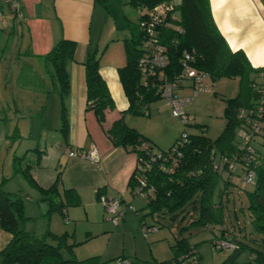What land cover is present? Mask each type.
Segmentation results:
<instances>
[{"label":"trees","instance_id":"1","mask_svg":"<svg viewBox=\"0 0 264 264\" xmlns=\"http://www.w3.org/2000/svg\"><path fill=\"white\" fill-rule=\"evenodd\" d=\"M95 1L106 9L108 8L106 0ZM161 3H169L174 10V14L166 18L172 27L159 32L160 43L164 46V52L169 60L168 66L160 70L161 77L171 80L179 75L183 68L184 51H194V58L189 62L190 65L204 73L211 81L231 78L237 79L239 83L237 95L225 99L223 110L225 126L220 135L211 140L203 133L188 134L187 142L180 148L179 163L171 173L165 171L162 159L154 158L151 161V156L142 149V143H147L151 149L156 148L147 138L128 127L124 122L126 113L134 116H149V106L161 99L156 89L143 84L149 79L141 76L137 67L139 58L147 52V49L142 47L144 32L139 27V22L145 18L146 12ZM128 4L140 11L138 24L130 23L129 36L123 39L125 65L118 68V76L129 101V107L126 111L118 112L117 117L107 123V113L114 111L115 107L106 83L99 74V58L92 53L83 62L87 109L94 112L98 123L113 146L122 147L137 155V165L129 180V186L133 193L138 176L144 175L147 184L155 191L153 198H146L151 214L166 210L172 214L171 220L175 221L177 217L175 213L182 214L186 212L187 207L196 209L199 206L198 222L200 224L220 221L222 223L223 220L220 217L222 202H215L214 196L220 179L225 174L224 165L220 170L212 171V160L221 157L235 158L236 161L227 174L240 178L245 171L243 155L239 150L238 131L241 128V121L237 119V112L240 108L249 106L256 98L252 84L260 79L259 76L264 72V68H253L242 50L232 51L228 47L212 19L209 0H180L179 3H172L168 0H129ZM176 27H179L181 31H177ZM75 49V42L62 38L42 56L45 71L57 83L61 95L68 88L65 63L73 59ZM185 86H187L186 83ZM6 138L18 139L19 135L15 130L11 136L8 135ZM256 139L257 137L254 141ZM258 144L264 147V142L258 141ZM252 146L255 150L256 161L250 166L254 182L251 185L252 190L247 193L248 211L252 229L260 237L253 239L255 246H250L238 235H229L225 229H221L218 235L219 240L223 239L234 245V248H217L219 251L230 250V254L221 264H241L239 257L246 250L254 264H264V154L260 153L254 145ZM171 149L172 146L167 150L159 149V151L163 154ZM24 159V156L13 157L12 173L22 176L29 186L41 195L40 200L48 204V214L57 212L65 217L64 210L70 204H75L71 202L77 199L76 193L66 190L65 198L61 200L57 187L59 176L50 187L46 189L40 187L30 174V166L23 164ZM148 163L150 167L145 170L144 166ZM224 181V185L228 184L227 179ZM24 218L21 195L3 191L0 182V228L11 235L8 245L0 252L2 264H103L99 257L81 261L74 258L72 252L74 245L67 244V238L70 237L67 233L56 236L46 231L42 237H36L25 232L18 225V220ZM243 237L247 235L243 234ZM48 239L54 241L55 244L49 243ZM215 241L217 239L213 240L214 244ZM63 249L69 251V257H63ZM172 251L174 257L171 260L155 261L150 264H200V256L195 252V246H190L184 240L177 241L172 246ZM118 260L127 261V264H145L135 257L119 256L114 259L115 262Z\"/></svg>","mask_w":264,"mask_h":264},{"label":"crops","instance_id":"2","mask_svg":"<svg viewBox=\"0 0 264 264\" xmlns=\"http://www.w3.org/2000/svg\"><path fill=\"white\" fill-rule=\"evenodd\" d=\"M17 1L21 18L0 0V122L8 121L10 125L6 136L17 131L18 147L36 141L34 148L24 147L21 156L28 158L30 174L40 187H50L59 176L60 199L64 200L66 190L76 193L77 199L71 202L75 204L65 208V216L80 218L84 213L88 221L105 225L101 222L103 207L97 196L102 194L121 198L123 203H131V199L133 202L129 180L137 165V155L113 146L94 112L87 109L83 62L92 53L99 58V74L115 107L107 113V123H110L118 112L129 107L118 68L125 65L123 39L129 36L130 21L124 29H118L117 19L108 14L132 9L140 16V11L129 5V0H106L107 9L95 0ZM168 1L179 3L180 0ZM209 5L212 19L228 47L232 51L242 50L253 68H264L262 1L209 0ZM125 19L130 18L125 16ZM62 38L75 42L76 49L73 59L65 63L68 88L61 95L57 83L45 71L42 56ZM24 69L29 71L28 75L24 74ZM26 75L29 76L27 81H21ZM27 99L35 105L38 115L33 131L28 123L21 122L24 123L21 133V123L17 120L20 116L9 109H15L19 115V101ZM162 106L168 108L166 103L158 105ZM150 115L149 106V116L126 113L124 122L154 145L157 142L148 126L155 118ZM92 149L97 151V161L79 156ZM69 152L75 156H69ZM130 194L132 198L128 197ZM126 214L127 211L123 227L130 218Z\"/></svg>","mask_w":264,"mask_h":264},{"label":"rangeland","instance_id":"3","mask_svg":"<svg viewBox=\"0 0 264 264\" xmlns=\"http://www.w3.org/2000/svg\"><path fill=\"white\" fill-rule=\"evenodd\" d=\"M264 4V0H261ZM109 13V12H108ZM117 19L118 29H124L125 25L138 24L139 12L114 11L108 14ZM134 15V16H133ZM125 16L130 18L128 21ZM133 16V19H132ZM29 71L24 69V74ZM23 76L21 81H27L29 76ZM257 79L256 82H260ZM207 89L200 91L193 96L190 88H183L179 91L182 96L192 97V101L184 107V114H187L189 125L186 127L188 134H202L207 138L214 140L222 132L225 126L223 110L225 99L233 98L237 95L239 83L237 79L221 78L211 81L208 77L204 80ZM32 102V101H31ZM28 99L19 101L17 107L19 115L15 109H9L11 113L20 116L18 122L25 121L30 125L31 131L38 115L35 105ZM164 105L165 100L160 99L150 105L152 118H155L148 126L156 142L153 146L156 149L167 150L173 145V142L179 137L184 126L178 118L171 114L170 108ZM6 113V110H2ZM21 112V113H20ZM15 118V117H14ZM16 119V118H15ZM30 121V124H29ZM27 125V124H26ZM10 125L8 121L0 122V182L1 189L5 192L20 194L23 199L24 219L18 220L19 228L36 237H42L46 231L61 236L68 232L73 233L72 237L67 238V243L74 245L72 252L77 260H85L91 257H99L103 264H115L114 259L119 256L126 258L135 257L145 264L153 262H164L174 257L172 246L179 240H184L190 246H195V252L200 256V264H221L230 254V250L223 249L219 251L213 240L219 241L218 235L221 229H225L229 235L235 234L250 246H255L253 239H258L251 225V217L248 211L247 193L252 190V186L238 181L235 175H228L230 167L224 166L222 179L215 190L214 201L222 202V212L220 222H207L200 224L199 206L196 209L186 208V212L177 214L176 220L172 221L170 212L160 211L151 214L147 207V199L134 194V200L131 203H123L121 210L127 211V225L122 226L124 214L117 226L106 220L103 210L101 225L99 221H88L83 213L80 218L62 216L57 212L48 214V204L40 200L41 195L19 174L12 173L13 157H21L23 148L31 146L34 148L36 141L31 140L22 147H18L20 138H5ZM24 129V123H21V133ZM20 133V132H19ZM12 133L10 134V136ZM253 144L256 149L264 154V147L259 146L257 137ZM28 163V158L24 159L23 164ZM228 184L224 185L225 181ZM219 196L221 198L219 199ZM132 198V195H128ZM133 207V211L131 210ZM133 217V219H132ZM218 218V217H217ZM220 220V218H218ZM153 228V231L147 233V237L142 234V226ZM247 235V237H243ZM69 235V234H68ZM11 239L9 232L0 228V252L3 251ZM223 240V239H221ZM227 243L226 240H223ZM49 243H54L48 239ZM229 243V242H228ZM55 244V243H54ZM217 246V245H216ZM63 257L70 256L68 250H62ZM241 264H254L249 252L243 251L239 257ZM0 264H2L0 256Z\"/></svg>","mask_w":264,"mask_h":264},{"label":"built area","instance_id":"4","mask_svg":"<svg viewBox=\"0 0 264 264\" xmlns=\"http://www.w3.org/2000/svg\"><path fill=\"white\" fill-rule=\"evenodd\" d=\"M2 2L17 18H21L20 6L17 0H2ZM173 14V7L169 3L158 4L152 10L146 12L145 18L139 22V27L144 32L142 47L146 48L147 52L139 58L137 63L141 76L150 80L144 81L143 84L156 89L160 93L161 99H164L166 105L170 108L172 116L178 118L184 126L183 131L173 143L172 149L167 153L162 154L159 150L151 149L147 143H142V149L147 155L151 156V161L154 158L162 159L165 171L168 173L173 172V169L178 165L181 158L180 148L187 142L188 138L186 127L189 125V119L187 114H184L183 109L192 101L193 96L207 89L203 85L207 76L193 68L189 63L194 58V51H184L183 68L179 75H176L171 80L161 77L162 73L160 70L168 66L169 60L166 52H164V46L160 43L159 32L165 28L172 27V24L166 18ZM175 29L179 32L181 31L179 27ZM259 77L261 81L252 84V90L255 92L256 98L249 106L240 108L237 112V119L241 121V128L238 131L239 150L241 155H243L242 160L245 167V171L238 178V181L249 185L254 182L253 173L250 169V166L256 161L255 150L252 146L255 143L254 139L259 137L264 142V72ZM185 83L187 86H185ZM181 87L190 88L193 91V96H182L179 93ZM68 155L75 156L73 152H69ZM79 156L91 161L98 160L96 149H92L88 153H81ZM234 161H236L235 158H213L212 171L220 170L223 165H228L231 168ZM149 167L150 163L145 164L144 169H149ZM133 194L145 199L154 197V188L147 184L143 174L138 176ZM97 201L103 207L106 220L117 226L124 214V211L121 210L123 204L121 198H108L105 195L98 194ZM130 208L133 211V207L130 206ZM153 230V228L146 226H142L141 229L145 237L148 232ZM214 245L216 248H234V245L223 240L215 241ZM115 264H127V261L118 260Z\"/></svg>","mask_w":264,"mask_h":264}]
</instances>
